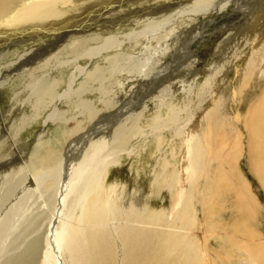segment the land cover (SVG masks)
I'll list each match as a JSON object with an SVG mask.
<instances>
[{"label":"bare ground","instance_id":"6f19581e","mask_svg":"<svg viewBox=\"0 0 264 264\" xmlns=\"http://www.w3.org/2000/svg\"><path fill=\"white\" fill-rule=\"evenodd\" d=\"M155 1L162 3L152 4L151 0H0V60L12 50L11 47L25 46L35 38L52 34L46 45L31 47L23 54L13 51L19 54V59L5 66H16L15 69L22 72L19 74L25 79L22 84L29 91L24 102L29 104L30 113L22 116L17 127V122L4 127L0 136V156L7 145L5 134L11 133L9 139L15 143L13 152L10 150L0 163V169L1 165L10 163V155L15 154L16 161L9 172L3 171L0 175V189H5V195L9 194L7 198L13 197L9 200L13 201L10 210L24 214L18 225H13L9 219L10 227L7 224L4 228V231L11 229L8 234L12 239L10 242L7 239L9 244L3 247L4 250L1 248L3 251L0 249V264H165V260L174 261V255L183 261L181 264H215L207 247L208 237L213 234L227 246L212 249L219 260L264 264V238L257 228L260 222L258 200L252 197L255 195L250 183L238 166L245 152V139L243 131L235 130L237 122L246 131L250 168L264 190V38L251 41V54L240 69L239 80L234 86V79L228 78L219 95H209L218 103L198 109L207 111L206 121L200 130L185 136L187 154L190 155V164L185 171L191 169L193 176L187 186L182 188L178 184L177 167L171 165L167 157L159 171L154 167L152 189L149 187L143 201L140 189L134 187L129 191L128 184L122 181H108L110 167L118 161L117 154L120 155L122 149L129 145L132 137L143 134L146 129L158 133L170 121H179L175 111L184 108H174L171 95L170 98L163 96L164 99L156 95L152 100L159 101L158 105L146 123L143 113L148 108L147 102L144 101L140 110H136L135 103L131 102V89L135 84L125 94L127 101L123 104L119 100V90L122 91L124 86L120 75L126 70L148 79L156 64L169 52L175 23L211 11L220 13L234 0H176L178 4L184 3V7H174L170 0ZM124 2L131 8L124 10ZM169 7L172 9L168 16H155ZM147 16L150 18L143 21ZM131 24L143 26L139 30L120 32ZM116 29L120 33H114ZM150 39L158 42L154 49L155 64L149 66L147 56L145 62L149 63L148 67L132 68L134 70L131 71L129 67L133 66L124 63L131 59L124 56L121 47L126 42H134L136 46L141 40L150 42ZM59 43L63 44L64 53L70 58L61 57L60 49L57 52L54 49L45 57L44 49ZM144 48L147 52L152 46ZM146 52L141 54L146 56ZM50 57L55 60L53 69L64 70L71 66L67 79L60 77L46 84V76L51 71L40 76L35 73L38 70L33 72L31 60H41L48 65ZM83 59L87 62L82 64L80 61ZM92 61L97 62L93 69L88 68ZM193 64L194 61H189L179 66L177 71L182 75L177 76L181 83ZM34 74L39 78L36 81H33ZM3 75L1 67L0 82ZM61 83L64 84L61 91L54 89ZM112 84H116L119 90H114V86L107 89ZM106 89L111 97L108 98L107 94L98 97L99 104L88 93ZM232 91L235 92L233 95ZM250 91L254 93L251 97L248 95ZM19 100L21 98L14 101ZM244 102L247 106L243 113L236 106L235 113L228 112L232 105L240 106ZM46 108L49 110L42 119L41 130L31 144L24 142L21 132ZM103 109H113L115 113L119 110L124 115L119 117L117 126L114 124L111 135L102 134L96 140L98 148L91 153L89 148L92 144L84 148L80 142L85 134H91L85 133L86 129L96 131L94 126L102 122L100 114H103ZM74 111L77 113L70 116ZM76 115L78 120H74ZM3 117L4 110L0 108V120ZM50 123H58L57 132L45 138ZM14 131L16 133L12 134ZM181 132L182 129L179 130ZM174 141L170 140V145ZM58 143L62 149L56 148ZM27 146L29 150H26ZM175 152L174 148L172 154ZM202 178L205 181L201 188L199 180ZM19 183L24 186L23 191L20 188L14 194ZM157 184L165 187L170 195L167 208L153 206ZM50 192L49 199V195L44 193ZM42 195L47 197V201H37ZM194 196L205 216V231L199 227L198 233L194 231L198 217L190 210ZM41 201L51 212V215H46V224L41 222L44 211L38 203ZM165 239L167 245L164 243V250L169 252V257L154 259V255L159 253L155 243Z\"/></svg>","mask_w":264,"mask_h":264},{"label":"rangeland","instance_id":"374dc122","mask_svg":"<svg viewBox=\"0 0 264 264\" xmlns=\"http://www.w3.org/2000/svg\"><path fill=\"white\" fill-rule=\"evenodd\" d=\"M169 2L174 3V7L185 6L184 3L178 4L176 0H170ZM150 3L160 5L162 2L151 0ZM122 8L124 10H128L131 7L130 5H128L127 2H124L122 4ZM171 9V7H169L168 9L165 8L163 10V13L158 12L155 16L166 17L168 16V13ZM149 18L150 16H147L143 19V21ZM142 26L143 25L135 26L134 24H131V26L120 29V32L125 33L131 31V29L139 30L142 28ZM173 27L174 32L170 35L171 39L169 40V52L162 57V61L159 64H156V67L152 71L151 77H149L148 79L142 77L144 78L142 79L140 76L137 77L134 72L130 73L125 70L123 71L124 73L120 75L121 81L124 82L122 91L117 88L116 84L107 86V89L109 88V86L110 88L111 86H114V90H119L118 98L123 104L127 101V96L125 94L132 90L131 102L135 103L136 110L141 109V106H143L144 101L147 102L148 108L144 110L143 113L146 117V123L147 118L154 114L153 110L155 105H158L159 101L152 100L155 99L154 96L156 95L159 96V99L161 98V96V99L167 97L170 98L172 96V105L174 106V108L184 107L175 111L177 113L179 121H170L162 128L161 131H157L158 133L146 129L147 131H144L143 134L140 133L136 137H132V141H130L128 143L129 145L124 148L125 150L122 149L123 151H121L120 155L117 154L118 161L110 167L108 181H122L123 183L128 184L129 191H131L134 187L140 189L142 196L141 201H143L144 196L149 192V187L152 183V177L154 173L153 171H155L154 167H156V170L159 171L164 163L165 157H167V159L171 161V165L173 164L177 167V171L179 174L178 184L180 183L179 185H181L182 188L184 186H187L189 180H192L193 176H191V169H189L188 172L185 171V168L190 164V155L187 154L188 146L185 142V136L188 137L189 135H191V132L195 133L198 129L200 130V128L203 127V123L206 121L207 111L198 109H203L218 101L217 99L211 100L209 98V95H214V97L215 94L219 95L223 87L225 86V83L228 78L234 79L232 86H234L236 81L239 80V71L242 66L246 64L247 58L251 54L250 46L252 44L251 41L253 40V38L255 40L257 38L259 39V41L260 39L264 38V0H234L225 10L221 11L220 13H215L211 11V13L209 12L198 16H192L190 19H180V21L175 23ZM115 32L120 33L119 29L118 31L117 29L114 30V33ZM198 32L201 33H199L198 36H195L194 34H197ZM51 35V33L42 35L39 38H35L30 43H26L25 46H13L11 47L12 50L0 60V69L2 67V71H4L3 80L0 82V108L4 110V117L2 118V120H0V136L3 135L4 127H9L11 126V124H14L16 122L17 127L20 123V119L22 118V116L24 114L28 115L30 113L29 104L24 102V100L29 94V91H26L24 89V85L22 84V82L25 80L23 76L19 75L22 72L16 70V66L5 67L6 64L19 59V54H15L13 53V51L17 50L19 53L22 52L23 54L25 52H28L31 47L38 48L42 45H46L50 41ZM158 35H161V33ZM193 36H195V38H193ZM245 36L247 37V40ZM191 38L193 39L191 40ZM123 45L125 46H122L121 50L122 52H124V56L128 59H131L125 61L124 63L126 65L128 64L127 66H133L129 67V69L131 68V71L141 66H145L144 68H146V66L148 67L149 63V66L151 67L155 64L156 56L154 54V49L156 46H158L157 40L150 39V42H148L147 40H141L140 42H138V44H136V46L134 42H126ZM146 46H152L151 51L146 52L144 48ZM54 49L56 52L58 49H60L62 53L61 57L70 58V56L64 53L62 43H59L52 48L50 46H47L44 49V51H46L45 57L51 55ZM142 52H146L147 55H142ZM151 54L152 56H150ZM147 56H149V59L147 58L148 60L146 59ZM146 60L147 62L149 61V63L145 62ZM31 61L33 63H31L30 67L31 69H33V72L35 70H38V72H35L38 74L37 76L45 75L48 71H51L50 75L46 76V84H50L56 79H60V77L67 79L69 73L72 70L71 66H69L68 69L64 70L60 68L53 69L55 60L51 57L48 65H46L41 60ZM189 61H194V64L193 66H191V70L186 75L184 82L181 83V79L179 76H181L182 73L180 72L181 75L178 74L177 70L180 69L179 66L182 67L186 65ZM80 62L83 64L87 61L83 59ZM96 63L97 62L93 61L89 62L88 68L93 69ZM143 63H146L147 65ZM102 64L103 61L101 62V65ZM44 67H47V69ZM37 76L35 74L33 75V81L39 79ZM92 83L96 82L92 81ZM133 85L135 88L133 87L134 89L132 88L131 90H129V88H131V86ZM63 87L64 84L61 83L60 85H56L54 89L61 91ZM107 89L101 92L88 93L92 97H94L95 102L99 104V98H101L104 94H107L108 98L111 97V94L107 93ZM236 89L239 88L237 87ZM257 92L258 91H256L255 94ZM234 93L235 92L232 91V95ZM167 94L169 96H166ZM253 94V91H250L248 95L249 97H251L253 96ZM163 96L165 97L163 98ZM20 98L21 100H19L18 102L14 101L15 99ZM31 100L32 102H34V95H32ZM89 100H92V98ZM137 101L138 103L136 104ZM235 106L236 108L239 107V111L243 113L246 110L247 105L246 102H244V104H241L240 106L232 105V110L230 109L228 110V112H231L232 114L235 113ZM185 107L187 108L185 112H181V110H184ZM9 109H11L10 112H8ZM48 110L49 108H46L45 110L40 112L38 116L34 120H31V122L23 129L21 135L24 142L30 144L33 142L35 135L41 130L42 119ZM103 110V114H100V116L102 117V122L100 124L98 123L97 127L94 126V128H97L96 131L94 130L90 132V129H86L85 133L89 132L91 134H85L86 137L83 139V141L80 142V146L84 148H89V144H92V146L89 148L91 153L98 148V146L96 145V140H99L102 134L111 135L114 128V124L116 123L115 125L117 126L119 124V117L121 115H124V113L119 111L118 109L116 113L113 109ZM76 113L77 111H74L70 116H73ZM114 115H116V117ZM76 117L77 118L74 120H78V115H76ZM57 126L58 123H50L45 138H48L50 135L57 132ZM242 127L243 126L241 123L239 125H237V122L235 123V130L239 129L241 132L243 131L245 139V152L239 159L238 166L241 170L240 172H242L243 176L246 178V181H249L247 182L250 183L249 185L251 191L255 195L250 196L258 200V216L260 222L257 228L259 231L261 230V233L264 238V190L257 176L250 168V161L248 159V151L246 146V131ZM180 129H182L181 133H179ZM229 129L232 130L231 127ZM154 130H156V128H154ZM15 133L16 131L12 132V134ZM9 136H11V133L10 135L5 134V138L7 139L5 143H7V145H5L6 148L3 154L0 156V163L3 159L6 158L7 153L10 152V150H12L13 152L15 143L13 144L12 138L9 139ZM86 138H88L89 140H85ZM172 139H175V141L174 144L170 145L169 141ZM20 147L21 146L19 145V148ZM56 148L62 149L59 143L56 145ZM174 148L176 149V152L173 155L172 150ZM26 150H29L28 146L26 147ZM10 157V163L1 165L0 175L3 173V171L9 172V169H11L16 163L14 158L15 154L10 155ZM197 161L200 162L201 160L197 159ZM213 165L215 164L213 163ZM204 181L205 179L203 178L199 180L201 188L204 186ZM20 188L23 191L24 186L19 183L16 185V188L14 189L13 193L15 194L17 193V191L19 192L21 190ZM150 188L152 189V186ZM4 190L5 189H0V249L2 248L3 250L5 248L4 246L8 245L10 240L12 239L10 237L11 234H8L11 229L8 228L4 231V228L5 226H7L9 219L10 223H12L13 225H18L24 217V214H19L15 211L10 210V205L13 203V201L9 202V200L11 201L13 197L12 199L11 197L7 198L9 194L5 195ZM153 193H155L153 196L154 208L159 209L162 207H169L170 195L165 187H162L161 185L157 184L154 188ZM47 194L49 195L48 197L50 199L52 193H44V195L46 196ZM44 195H42V198L38 196L37 201H39V199L42 201L43 199L46 200L47 197L45 196L46 198H44ZM198 198L200 199V197ZM42 201L38 202L41 204L40 206L44 210L42 211L43 213H41L43 215L45 214L44 217L43 215L41 216V222H44L46 224L45 220L49 215H51V212H48L49 209H46L47 207H44ZM1 204H3L4 206H2L6 209H4ZM190 210L192 212H195L196 217H198V225L194 229V231L198 233L200 231L199 227H201L205 231V226L203 224V219L205 218V216L203 217L202 215L203 210L201 209L200 204L197 202L196 196H194V202H192ZM47 214L48 216L46 217ZM4 216H6V218ZM4 220H7V222L4 223ZM7 239L9 240V242ZM208 239V246L206 245L208 247V254L210 256L211 261H213L215 264H244V262H242L241 260L237 262L236 259L230 262H227L226 260H219L217 258V255L215 254L216 252L214 251V253L212 249H219L220 246L227 248V246L225 245V241L219 240V237L216 234L210 235ZM165 242L166 239L162 242L155 243V246L159 248V253L154 255V259H166V257H169V252L167 251L165 253L164 250ZM2 249L1 251H3ZM174 257V261L165 260V264L183 263V261H181L179 257L175 255ZM36 264L38 263L36 262ZM107 264L114 263L107 262Z\"/></svg>","mask_w":264,"mask_h":264}]
</instances>
